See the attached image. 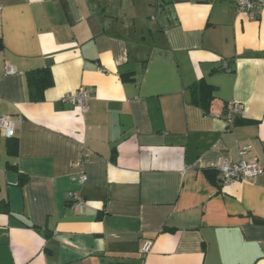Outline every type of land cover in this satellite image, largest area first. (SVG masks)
I'll list each match as a JSON object with an SVG mask.
<instances>
[{
	"label": "crops",
	"instance_id": "0c3cea01",
	"mask_svg": "<svg viewBox=\"0 0 264 264\" xmlns=\"http://www.w3.org/2000/svg\"><path fill=\"white\" fill-rule=\"evenodd\" d=\"M259 1L251 20L236 0H0V115L17 138L8 154L0 130V264H264ZM41 67L52 85L31 101ZM78 88L86 112L62 101ZM218 156L261 172L219 185Z\"/></svg>",
	"mask_w": 264,
	"mask_h": 264
},
{
	"label": "built area",
	"instance_id": "2783aa9c",
	"mask_svg": "<svg viewBox=\"0 0 264 264\" xmlns=\"http://www.w3.org/2000/svg\"><path fill=\"white\" fill-rule=\"evenodd\" d=\"M157 5H160L163 0H153ZM260 5L259 0H236L235 8L238 12H244L247 14L248 18L255 20L259 13V10L255 11ZM223 68L228 70L226 64ZM15 69L13 67H6V72L11 73ZM88 99L89 93L84 88H78L75 91L68 92L62 97V101L76 104L82 112H86L88 109ZM242 108L240 103L235 101H230L226 104V123L231 124L236 115ZM15 123L16 120L9 115H0V130L5 137H12L15 135ZM214 169L216 170L217 182L219 185H227L236 180H253L261 172V168L256 161L246 162L238 161L231 162L223 156H218ZM80 181L86 180V175L81 174L79 176ZM68 198L73 200L74 205H81L83 200L81 197L70 194ZM152 246V241L150 239H145L140 247V253L145 256Z\"/></svg>",
	"mask_w": 264,
	"mask_h": 264
},
{
	"label": "trees",
	"instance_id": "16d2710c",
	"mask_svg": "<svg viewBox=\"0 0 264 264\" xmlns=\"http://www.w3.org/2000/svg\"><path fill=\"white\" fill-rule=\"evenodd\" d=\"M3 48L0 40V50ZM26 84L28 96L31 101H40L43 99L44 90L52 85V76L48 68L41 67L26 72ZM193 101L198 104L203 111L207 112L212 100V87L204 81H198L193 86ZM6 149L8 154H17V138L15 136L6 137ZM24 177L20 176L19 183L22 184ZM0 213L11 214V210L6 198L0 199ZM47 235V234H46Z\"/></svg>",
	"mask_w": 264,
	"mask_h": 264
}]
</instances>
